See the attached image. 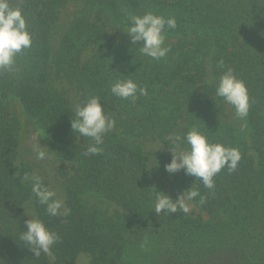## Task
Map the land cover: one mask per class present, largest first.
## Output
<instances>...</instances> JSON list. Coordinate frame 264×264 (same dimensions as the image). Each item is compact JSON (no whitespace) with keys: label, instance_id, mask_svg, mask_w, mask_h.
Wrapping results in <instances>:
<instances>
[{"label":"trees","instance_id":"trees-1","mask_svg":"<svg viewBox=\"0 0 264 264\" xmlns=\"http://www.w3.org/2000/svg\"><path fill=\"white\" fill-rule=\"evenodd\" d=\"M71 1L90 13L69 25L53 44L61 9ZM21 7L33 46L17 57L14 71H0V260L3 264H77L80 254L92 264H264V0H10ZM151 11L173 16L177 27L166 37L184 40L169 46L165 58L140 53L141 45L120 39L129 14ZM127 38V37H126ZM142 43V42H140ZM56 45V46H55ZM97 51L84 60L91 49ZM208 61L215 82L233 68L247 86L250 109L246 129L221 122L222 100L208 83ZM133 79L148 95L135 101L112 96L117 79ZM68 83L82 101L97 95L111 111L115 126L130 138H170L198 128L213 142L240 151L235 171L222 169L209 190L181 170L185 189H198L192 200L209 217L193 218L183 210L158 216L154 192L173 200L149 167L142 147L115 133L106 135L97 155H84L71 127L75 112ZM17 99L35 120L55 156L73 163L66 212L46 214L19 166L21 123L11 100ZM251 143L249 144L248 140ZM170 144V142H167ZM251 151L253 153H251ZM166 164L171 160L163 157ZM165 164V165H166ZM44 186L47 182L42 180ZM92 193L123 209L109 215L90 206ZM32 202L39 219L60 241L39 256L20 239L26 230L25 205Z\"/></svg>","mask_w":264,"mask_h":264},{"label":"clouds","instance_id":"clouds-1","mask_svg":"<svg viewBox=\"0 0 264 264\" xmlns=\"http://www.w3.org/2000/svg\"><path fill=\"white\" fill-rule=\"evenodd\" d=\"M177 27L173 16L165 18L163 15L151 11L143 14H129V23L123 31L131 38L133 45H141L139 51L142 55L154 60L165 58L171 51L166 46V33ZM143 43H140V42ZM33 46V36L28 30L27 19L22 8L13 7L10 0H0V71H14L17 57ZM215 99L219 97L225 104L230 105L233 115L237 120L245 119L250 109V96L246 84L238 77L233 68H226L213 85ZM112 96L121 100L135 101L139 95L147 96V89L140 87L133 79H117L110 85ZM97 95H88L74 107L75 117L71 120L74 133L86 140L84 155H97L103 151L101 145L106 135L115 127L116 121L111 116V111L101 104ZM182 141L184 147L177 145L172 152L171 162L165 165V170L175 173L184 170L186 175L194 176L209 190L215 189L214 178L222 169L229 172L237 169L241 160L240 151L234 147H227L220 142H213L207 134L198 128L192 127L184 132ZM45 152H37V159L43 160ZM24 179L31 184V191L40 205L45 206L48 216L57 217L63 214V200L57 193L50 190L42 183V178L37 175L25 174ZM200 196V203L205 202V197L200 195L198 189L189 188L177 200H173L163 191L154 192V211L158 216L173 214L178 210L188 211L186 201H192ZM24 221L26 230L20 235L28 248L39 256L41 253L50 254L52 247L61 237L50 230L46 223L35 218ZM0 264L3 261L0 260Z\"/></svg>","mask_w":264,"mask_h":264},{"label":"rangeland","instance_id":"rangeland-1","mask_svg":"<svg viewBox=\"0 0 264 264\" xmlns=\"http://www.w3.org/2000/svg\"><path fill=\"white\" fill-rule=\"evenodd\" d=\"M90 9L91 8H89L85 3L80 1H71L66 7L61 9L60 19L54 31L55 35L53 38V44L56 43V40L60 37V35L66 30L69 25H71L75 21L77 17L90 13ZM118 37L120 39L122 38L131 41L130 36L124 31L119 33ZM183 40L184 38L180 36L166 37L165 44L166 46H175ZM96 51L97 49L93 48L90 51L86 52V54L84 55V60H88L93 57ZM208 71V83L212 84L215 82V78L212 75L211 68L209 67V61ZM58 87L68 92V96L71 100L73 108L77 103L80 102V95L77 93L74 87L70 86L68 83H59ZM221 104L223 105L224 112L222 115L218 116V120L221 122L233 124L237 126V128H241L244 131L247 130L246 120H237L233 115L231 106L225 104L223 101L221 102ZM11 105L13 111L18 116L21 123V130L19 135L20 146L18 165H25L28 169H30V176L37 175L41 177L42 180L47 182V188L55 191L57 193V196L63 200L62 212L65 213L68 179L74 176L76 167L73 163L59 160L55 156L54 151L47 143L44 130L40 126H38L35 120L28 117L19 100L12 99ZM110 132L117 134L122 139H125L132 144L142 147L145 154L150 159L149 167L157 174V178L163 184L164 189L169 194L175 195L176 200L184 191L187 190L182 186L180 182V179L182 178L181 170L175 173L167 172L165 170L166 160L163 159L164 156H166L170 160L172 159V152L170 149H175L177 145H180V147H184L181 134L173 135L170 138H159L158 136L130 138L127 135H124L122 129L116 126ZM167 142H170V144ZM248 142L249 144L251 143L250 139L248 140ZM77 143L86 145V140L81 136L79 137ZM40 150L44 151L46 154L43 160L37 159V152ZM251 153L253 152L251 151ZM85 201L88 202V205L90 206L100 207L103 211L108 212L109 215H114L116 211L124 213L123 209L107 202L106 200L92 193H88L85 196ZM186 204L188 206L187 212L193 218L200 217L206 222L210 220V217L201 210L199 205L195 204L193 201H186ZM25 210L27 213H34L35 218H38L32 202H29L25 205ZM28 217L30 219L32 218L30 214L28 215ZM48 257L52 262L55 260V256L52 251L50 252V254H48ZM77 264H92V256L86 253L80 254L77 259Z\"/></svg>","mask_w":264,"mask_h":264}]
</instances>
